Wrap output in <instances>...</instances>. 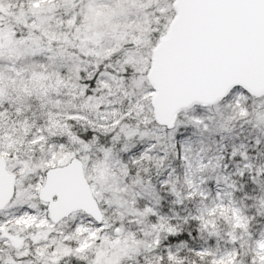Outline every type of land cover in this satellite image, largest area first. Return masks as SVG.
<instances>
[{
	"label": "snow or ice",
	"instance_id": "snow-or-ice-1",
	"mask_svg": "<svg viewBox=\"0 0 264 264\" xmlns=\"http://www.w3.org/2000/svg\"><path fill=\"white\" fill-rule=\"evenodd\" d=\"M0 264H264V0H0Z\"/></svg>",
	"mask_w": 264,
	"mask_h": 264
}]
</instances>
